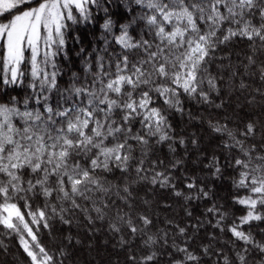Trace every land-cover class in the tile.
<instances>
[{"label":"snow or ice","instance_id":"1","mask_svg":"<svg viewBox=\"0 0 264 264\" xmlns=\"http://www.w3.org/2000/svg\"><path fill=\"white\" fill-rule=\"evenodd\" d=\"M0 65L26 89L0 98V256L69 264L84 232L125 264H264V0H0ZM205 109L223 155L187 130Z\"/></svg>","mask_w":264,"mask_h":264},{"label":"trees","instance_id":"2","mask_svg":"<svg viewBox=\"0 0 264 264\" xmlns=\"http://www.w3.org/2000/svg\"><path fill=\"white\" fill-rule=\"evenodd\" d=\"M72 27L78 32L81 42L90 50L93 44V40L91 39V36H90V31H93V32L98 31L99 30L98 26L93 27L92 25H89V24H80V25H73ZM69 35L71 36L72 32H69ZM96 43H99V41H97ZM78 48H79V45H77L75 42L70 43L67 48L68 55L72 61V64L70 66L74 68L80 67L79 58L73 54L76 50H78ZM59 59H60V63L65 65V67L69 66L68 62L65 60L63 56H61ZM2 78H3V70H2V65H0V98L6 99L12 95H16L20 97L26 91V89L24 88L3 85ZM61 79H63V77ZM257 86H258L257 84L253 85V87H257ZM192 111L196 113L198 116L201 115V111L196 106H192ZM255 111L259 119L264 120V112H262L261 109L259 108L255 109ZM202 115L205 119V123L203 125H199L197 123L195 127L192 125H188L187 130L189 132L195 131L199 133L201 141H202L201 148L206 153H212L215 151L218 155H223V150L217 148V145L220 143V139L215 137V135L211 132V130L208 128V125H207V120L218 119L219 118L218 114L212 109H205L203 110ZM182 128H183V125H181L180 128H178V131L181 130ZM165 152H166V149H165ZM189 169L192 170L191 164H189ZM216 191L219 197L224 198L221 200V202L224 203L226 206L231 207V195H232L233 190L231 186L228 184V182L225 181L223 184H220L218 182ZM172 203L174 204L175 202L172 201ZM175 212L177 213V219L182 220L183 213L180 211L178 207L175 208ZM235 212H236V215L243 214L238 208L235 209ZM159 215L161 216V218H163L165 215H170V213L160 212ZM229 236L230 234H225L222 237V240L228 239ZM80 239L83 241V244L80 246H77V248L74 250L72 260L69 261V264H87L82 261V257L84 255L83 249L84 247L86 248L90 246L96 249H99L101 246L106 247L108 249L107 259H109L108 261L110 263L114 261L115 262L120 261L122 264H125L126 257L128 254L126 252H123L120 249L114 250L111 247V245L106 246L104 242L105 237L103 235H100L97 238L90 240L88 236L85 235L84 232H81ZM5 243L9 244V248L11 249V254L8 255L7 257L0 256V264H23L22 256L18 262L13 260V255H20L17 253V249L15 247L16 241L14 239L9 241V238H5ZM113 253H115L114 256L112 255Z\"/></svg>","mask_w":264,"mask_h":264},{"label":"rangeland","instance_id":"3","mask_svg":"<svg viewBox=\"0 0 264 264\" xmlns=\"http://www.w3.org/2000/svg\"><path fill=\"white\" fill-rule=\"evenodd\" d=\"M195 158V157H194ZM84 255L82 261L87 264H122L120 261L109 262L107 259L108 249L101 246L99 249L90 247H84ZM113 256L115 253L112 254ZM78 263V262H77Z\"/></svg>","mask_w":264,"mask_h":264}]
</instances>
